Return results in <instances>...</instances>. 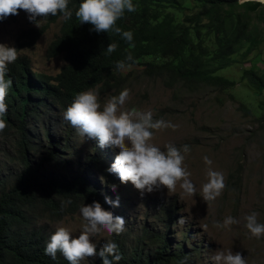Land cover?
<instances>
[{
	"label": "trees",
	"instance_id": "obj_1",
	"mask_svg": "<svg viewBox=\"0 0 264 264\" xmlns=\"http://www.w3.org/2000/svg\"><path fill=\"white\" fill-rule=\"evenodd\" d=\"M81 2L69 0L71 19L58 13L48 16L40 28L26 31L34 42L49 23L61 19L59 33L48 48L49 56L62 55L66 62L57 74L34 70L26 56L8 65L7 78L13 84L3 119L21 164L16 170L0 171V264H69L59 252L55 259L45 254L51 234L40 219L51 215L59 220L94 201L111 206L104 194L111 185L120 186L118 177L106 171L115 155L109 147L100 148L96 139L90 142V150L73 146L71 139L80 133L62 118L77 93L117 79L120 71L115 65L120 60L127 67L140 65L169 88L182 84L189 90L206 87L220 93L238 84L228 76L229 70L264 42L260 27L252 21L264 18V4L254 0H133L136 11H125L117 21L122 30L133 32L131 42L115 33L92 31L91 24L81 25L75 16ZM110 43L117 48L109 55ZM129 54L131 61H127ZM242 81L262 94L264 69L246 68ZM256 117L264 127V111ZM2 144L0 159L7 156ZM46 163L67 170L43 177ZM174 212L168 215L169 224ZM160 232L144 226L135 234L114 236L121 259L110 257L113 264H203V252L210 248L203 247L201 240L193 242L188 230L175 232L181 234L175 246L169 231ZM97 264H102L99 256Z\"/></svg>",
	"mask_w": 264,
	"mask_h": 264
},
{
	"label": "rangeland",
	"instance_id": "obj_2",
	"mask_svg": "<svg viewBox=\"0 0 264 264\" xmlns=\"http://www.w3.org/2000/svg\"><path fill=\"white\" fill-rule=\"evenodd\" d=\"M252 21L255 26L260 27L264 40V18L261 20L256 17ZM46 22L47 17L40 21L41 26ZM60 27L61 19L51 22L37 40L30 41L26 31L39 27L21 10L15 18L11 15L0 20V43L16 47L18 57L26 56L34 70L55 75L66 62L62 55L49 56L48 48ZM249 67L264 69V42L243 63H238L229 70L228 76L238 84L220 93L206 87L189 90L182 84L166 87L159 77L147 75L138 64L126 67L118 73L117 79L94 89L101 105L109 97L128 89L130 95L124 105L125 109L135 107L151 110L154 119L162 118L178 125L175 130H154L151 143L164 151L168 144L181 149L183 145H189L191 150L186 154L184 167L190 172L189 179L197 188L196 194L192 196L182 194L179 184L175 193L162 189L142 195L131 182L122 184L118 179L120 186H117V190L113 191L108 187V192L104 195L113 201L119 196V207L111 205L109 209L104 208L126 219L125 230L119 235L111 236L102 232L93 238L97 247L108 241L112 242L114 236L122 237L128 236L129 232H140L144 226L159 228L160 233L169 231L173 238L171 243L175 246L181 240V234L175 232L188 230L193 242L201 240L203 247L210 248L203 252V264H214L211 257L217 249L240 252L247 264H264V237H252L244 226V216L252 212L258 213V222L264 223V127L256 117L264 111V91L262 94L254 92L242 81L244 70ZM52 132L56 138L59 137L58 133ZM11 135L9 130L0 132V141H3L1 146L7 151V156H1L0 171L7 170L8 167L16 170L21 164L20 156L12 147ZM92 140L80 134L71 139V144L86 151L91 149ZM109 148L111 156L117 155L115 150L119 152V149ZM205 155L213 161L211 167L224 174L226 184L222 195L210 207L200 196L208 167L203 160ZM114 159L109 160L110 165ZM44 166L43 177L61 175L67 170L55 163H46ZM171 212H174L175 217L169 224L172 221L168 217ZM227 216L238 219L240 223L231 225L230 230L214 226V222L222 223ZM181 219L183 223L179 222ZM40 221L47 225L51 235L59 225L67 227L74 236L80 233L86 223L80 209L59 220L46 215ZM203 225H207V231L203 230ZM81 264H97V256L86 258Z\"/></svg>",
	"mask_w": 264,
	"mask_h": 264
},
{
	"label": "clouds",
	"instance_id": "obj_3",
	"mask_svg": "<svg viewBox=\"0 0 264 264\" xmlns=\"http://www.w3.org/2000/svg\"><path fill=\"white\" fill-rule=\"evenodd\" d=\"M254 1L264 4V0ZM68 2L69 0H0V20L11 15L15 17L23 10L28 14L29 20L40 28L42 19L56 16L58 13L62 14L65 20L71 19L73 13L68 8ZM125 11H136L133 0H82L75 11V16L81 25L91 24L92 31L115 33L131 42L133 32L117 26V21L123 18ZM116 48L117 44L110 43L106 53L110 55ZM17 58L16 47L0 43V132L7 127L3 117L8 111L6 96L13 84L12 79L7 78L8 65L14 63ZM132 59V55L129 54L127 61ZM126 67L125 60L117 61L115 65V69L121 72ZM129 95V90L124 89L119 95L109 97L101 105L94 90L81 91L63 112L62 118L81 135L92 138L93 141L98 140L100 148L110 146L119 149L114 162L108 164L106 171L117 176L116 180L119 179L122 184L131 182L142 195L162 189H167L168 193H175L179 184L182 194L195 195L196 185L189 179L191 174L184 167L186 154L191 150L190 146L185 144L181 149L168 144L164 151L151 143L154 130L168 128L175 130L178 125L162 118L154 119L151 110H140L135 107L125 109L124 105ZM203 160L208 167L206 182L200 188V196L210 207L226 187L225 176L211 167L213 161L207 155ZM111 188L116 191L117 185L113 184ZM104 196L106 203L119 207V196L115 201L109 196ZM80 212L86 221L80 233L74 236L67 227L58 225L46 243L45 254L55 259L59 252L69 264H81L82 260L96 256L100 257L102 264H113V259L118 262L121 257L117 254V245L114 242L108 241L98 249L93 238L102 232L109 236L123 233L126 219L122 215L106 210L99 201L82 205ZM257 217L256 212L245 215L244 226L252 237L260 239L264 237V223L258 222ZM179 222L184 221L181 219ZM239 223L238 219L227 216L222 223L214 222V226L230 230L231 225ZM202 228L207 231V225H203ZM211 259L214 264H247V260L240 252L233 253L231 250L217 249Z\"/></svg>",
	"mask_w": 264,
	"mask_h": 264
},
{
	"label": "built area",
	"instance_id": "obj_4",
	"mask_svg": "<svg viewBox=\"0 0 264 264\" xmlns=\"http://www.w3.org/2000/svg\"><path fill=\"white\" fill-rule=\"evenodd\" d=\"M244 1H248V0H239L240 3L244 2Z\"/></svg>",
	"mask_w": 264,
	"mask_h": 264
}]
</instances>
